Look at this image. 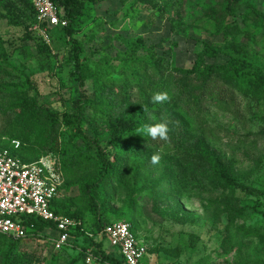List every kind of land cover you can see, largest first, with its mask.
Masks as SVG:
<instances>
[{"label":"trees","instance_id":"obj_1","mask_svg":"<svg viewBox=\"0 0 264 264\" xmlns=\"http://www.w3.org/2000/svg\"><path fill=\"white\" fill-rule=\"evenodd\" d=\"M104 1L107 0H53L58 8L65 10L68 26L51 30L50 45L33 30L38 23L33 0H2L5 9L1 4L0 20L10 24L9 28L19 30L23 27L26 33L24 40L30 39L35 43L33 52L27 47L14 50L26 60L23 63L34 62L39 72L52 75L58 68L55 44L63 41L70 49L65 63L75 69L78 83V94L74 95L73 108L69 113L60 114L41 106L31 94L30 77L17 78L8 71L18 72L26 66L23 64L19 68L10 60L7 37L0 33V120L3 121L0 142L4 137L10 141L7 146L0 147V151L8 150L24 164H32L48 156L56 157L65 178L61 192L78 191L71 202L63 203L57 199L53 204L57 216L73 220L77 226L70 233V247L58 251L51 264H86L89 252L98 263L125 264L121 255L108 254L106 239L104 236L100 239V236L107 226L114 224L112 220L118 218L132 225L140 241V225L135 219L128 221L135 216L140 194L150 199L154 211L161 216L183 221L185 217L194 216L186 212L181 203L182 191L200 188L219 195L215 205L227 206L225 214L230 226L235 227L238 219H243L248 211L241 205L238 188L254 190L245 183L254 185L252 174L255 172H235L225 157L212 148L201 129L195 136L190 134V123L183 114L197 119L200 124L209 101L234 107L235 116L243 122L251 113L242 108V97L249 104H264V68L246 47L229 43L223 50L205 45L190 70L171 69L165 66L164 58L157 55L156 50L162 45L148 46L143 38H136V41L125 42L127 51L122 59L124 82L117 84L109 80L105 83L97 78L99 64L96 69L89 70L87 62L82 60L85 47L77 38L90 20L95 21L94 8ZM116 1L127 5L134 0ZM135 1L154 7L160 5L157 0ZM238 1L225 0L222 14L234 15L233 9ZM251 14L260 21L264 20L258 10ZM228 29L237 36L244 33L237 25ZM224 52L227 62H210L218 60ZM89 78L95 79L92 96L85 90ZM118 86L119 91L116 90ZM134 90L138 100L132 96ZM156 93H166L169 99L154 103L152 96ZM92 108L100 113L112 111L118 114L106 128L107 147L102 146L99 134L90 136L84 130L85 117ZM159 122L167 123V139L153 140L144 134L146 124ZM65 136L69 137L68 141L64 140ZM251 136L255 139L250 141V145L255 150L261 142L264 144V130L248 135L246 142ZM76 137L82 141L81 147L74 142ZM13 141L20 142L19 149L11 148ZM251 153L248 152L246 159L256 166L257 173L264 162V154L252 159ZM154 155L160 156L155 164L152 163ZM255 194L257 202L264 207V193ZM218 200L223 204L219 206ZM234 204L238 210L233 209ZM87 213L95 219L90 233L85 223ZM24 222L32 230L26 239L14 240L0 235L1 264H33L39 261L40 257L27 249L29 241L45 237L48 232L57 235L53 223L34 217L24 218ZM236 231L242 234L239 248L241 264H264L261 257L253 260L244 256L246 259H243L245 246L256 241L264 247V225L252 228L238 226ZM71 251L78 253L73 255Z\"/></svg>","mask_w":264,"mask_h":264},{"label":"rangeland","instance_id":"obj_2","mask_svg":"<svg viewBox=\"0 0 264 264\" xmlns=\"http://www.w3.org/2000/svg\"><path fill=\"white\" fill-rule=\"evenodd\" d=\"M157 2L160 4L158 7L137 3L135 0L127 5H122L116 0H107L96 5L93 14L95 21L90 20L77 38L85 47L82 60L87 62L89 70L96 69V65L99 64L97 78L101 81L107 83L113 80L117 84L124 82L122 59L127 51L125 42L132 39L136 41V38H143L148 46L162 45V48H157V55L164 58L165 66L171 69L190 70L205 45L223 50L229 43L246 47L254 60L264 68V20L260 21L255 14H251L252 11L258 10L264 17V0H239L232 16L222 14L225 0H157ZM1 4L3 5L2 0L0 12ZM3 7L5 9L4 5ZM209 13H212L211 16ZM235 25L243 30L242 35H234L228 29ZM9 27L11 25H7L5 20H0V33L7 37L6 48L10 60L19 68L23 64L26 67L18 72L12 69L8 71L17 78L24 79L25 75L30 77L31 94L41 106L60 114L69 113L73 108L74 95L78 94L75 69L65 63L70 49L65 42L58 41L55 44L57 49H54L58 62L57 70L55 68L52 75L41 73L34 62L23 63L26 60L14 52L15 49L26 47L33 52L35 43L30 39L24 40L26 33L23 27L19 30ZM227 59L224 52L218 60L210 62L224 64ZM23 72L24 75L21 74ZM94 80L89 78L85 86L90 96L93 94ZM119 89L118 86L116 90ZM132 96L133 98L136 96L138 100L136 90ZM133 98L132 102H135ZM242 100L244 111L251 113L243 122L235 116L234 107L217 105L209 101L206 102L208 109L203 114V121H199L203 128L197 119L183 115L190 123V134L195 136L201 129L212 148L225 157L235 172L240 174L255 172L252 174L254 185L245 183V186L249 185L248 188L252 187L254 190L246 191L240 187L237 190L241 205L248 209L247 215L241 220L238 219L235 227H231L230 220L225 214L227 206L219 200V206L220 203L223 205L220 207L215 205L219 195L198 188L197 191L192 189L182 191L181 203L186 212L194 217H185L186 219L181 221L171 216H161L154 211L150 199L140 194L135 216L128 221L135 219L136 224L140 225L139 242L147 251L143 264H241L239 248L242 245L240 243L242 234L237 233L236 228L264 225V207L257 202L258 197L255 194L264 193V162L256 173V166L246 159L249 151H252V159L263 155L264 144L261 142L255 150L250 145L252 144L250 141L255 138L251 136L249 141L245 140L248 135L264 130V104H249L243 97ZM117 115L112 111L100 113L92 108L85 117L84 130L90 136L99 134L102 146L107 147L106 128ZM2 127L3 121L0 120V133ZM64 140L68 141L69 137L65 136ZM74 142L80 147L83 144L79 137H76ZM0 143H2L0 147H5L10 141L4 137ZM69 146H72V143ZM77 195V189L64 191L58 197V201L71 202ZM120 196L122 198L123 194ZM161 208L165 206L161 205ZM233 209L238 210V206L234 204ZM123 221L114 218L112 223ZM94 222V217L87 213L85 223L89 233L90 229L93 230ZM52 236L54 237L55 233L48 232L45 237H35L34 241H29L27 247L29 253L40 257L39 261L33 264H51L52 258L58 254L50 242ZM77 253L71 251L73 255ZM244 256L253 260L264 258V247L255 241L254 244L244 247L243 259H246ZM1 262L0 254V264ZM92 264L101 263L96 262L94 258Z\"/></svg>","mask_w":264,"mask_h":264},{"label":"built area","instance_id":"obj_3","mask_svg":"<svg viewBox=\"0 0 264 264\" xmlns=\"http://www.w3.org/2000/svg\"><path fill=\"white\" fill-rule=\"evenodd\" d=\"M33 7L38 21L33 30L50 45L51 30L68 26L65 10L58 8L53 0H33ZM12 147L19 149L20 142L13 141ZM64 182L61 164L56 157L48 156L24 164L8 150L0 151V235L14 240L26 239L32 230L25 226L24 218L34 217L55 225L57 235L52 236L50 242L56 252L70 247V233L77 223L59 217L53 211ZM103 236L125 264H142L147 251L133 233L130 223L111 224L104 229L100 239ZM93 259L89 252L87 264H92Z\"/></svg>","mask_w":264,"mask_h":264},{"label":"clouds","instance_id":"obj_4","mask_svg":"<svg viewBox=\"0 0 264 264\" xmlns=\"http://www.w3.org/2000/svg\"><path fill=\"white\" fill-rule=\"evenodd\" d=\"M169 99L166 93H156L152 96V101L154 103H163ZM143 132L145 135L151 137L153 140L159 139H167L169 128L166 122H159L154 124H146ZM160 160L159 155H154L152 157V163H158Z\"/></svg>","mask_w":264,"mask_h":264},{"label":"crops","instance_id":"obj_5","mask_svg":"<svg viewBox=\"0 0 264 264\" xmlns=\"http://www.w3.org/2000/svg\"><path fill=\"white\" fill-rule=\"evenodd\" d=\"M105 248H106V251H108V253L112 254V255H117V251L114 250L113 248L110 247L109 243L107 241H105Z\"/></svg>","mask_w":264,"mask_h":264}]
</instances>
